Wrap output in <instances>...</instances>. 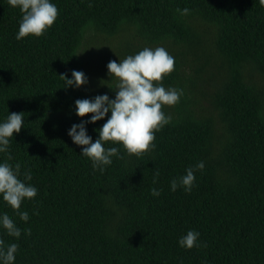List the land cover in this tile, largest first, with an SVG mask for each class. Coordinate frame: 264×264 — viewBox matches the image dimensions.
<instances>
[{
  "label": "trees",
  "instance_id": "obj_1",
  "mask_svg": "<svg viewBox=\"0 0 264 264\" xmlns=\"http://www.w3.org/2000/svg\"><path fill=\"white\" fill-rule=\"evenodd\" d=\"M52 2L59 15L46 35L18 41L22 14L0 0V121L23 113L26 122L8 162L30 169L38 189L21 207L27 222L0 198V213L22 231L17 239L0 228L6 245L19 246L15 264H264V6ZM184 8L189 15L176 11ZM158 46L176 62L164 86L183 90L177 105L163 108L171 124L140 156L107 144L122 158L94 169L68 135L82 122L75 101L115 99L108 63ZM74 70L89 83L63 88L60 75ZM106 120L86 125L93 142ZM201 161L192 190L171 191V180ZM189 230L199 232L198 248L179 246Z\"/></svg>",
  "mask_w": 264,
  "mask_h": 264
},
{
  "label": "clouds",
  "instance_id": "obj_2",
  "mask_svg": "<svg viewBox=\"0 0 264 264\" xmlns=\"http://www.w3.org/2000/svg\"><path fill=\"white\" fill-rule=\"evenodd\" d=\"M259 2L264 6V0ZM8 4L22 14L15 37L18 41L43 37L58 19V8L52 0H8ZM176 11L183 16L190 14L187 8ZM175 63V58L166 48L144 47L134 55L119 59V63L115 60L108 63L111 82L107 83V87L115 91V99L105 94L91 100L75 101V114L82 118V122L73 124L68 135L75 145L82 148L81 156L91 160L94 169L104 172L107 166L112 165L113 157L122 158L118 147H106L109 143L122 145L129 155L134 156L154 149L155 133L172 122L163 108L177 105L183 96L182 89L166 88L163 84V80L175 71ZM71 76L60 75L64 81L63 88H81L89 83L82 71L74 70ZM84 117L90 118L84 121ZM106 117V122L98 129L99 138L93 142L86 125L96 124ZM25 123L23 113H9L0 121V154H7V159L0 162V198L18 213L20 220L27 222L29 213L21 211V207L25 201L36 199L38 189L28 183L32 180L30 169L22 173L20 163L13 165L8 162L13 159L9 152L10 141L25 128ZM204 168L203 161L194 168L189 167L185 175L171 180V191L183 187L190 192L196 181L195 172ZM156 175L158 177L159 172ZM152 195L158 197L160 192L153 188ZM0 228L17 239L22 235L21 229L7 213H0ZM199 236V232L189 230L179 239V246L188 250L198 248ZM18 248V244L6 245L0 239V264H15Z\"/></svg>",
  "mask_w": 264,
  "mask_h": 264
}]
</instances>
